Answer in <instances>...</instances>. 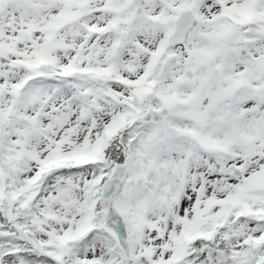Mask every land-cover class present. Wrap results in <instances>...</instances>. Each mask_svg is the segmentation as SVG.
I'll return each mask as SVG.
<instances>
[{"label": "snow or ice", "instance_id": "6c2138e0", "mask_svg": "<svg viewBox=\"0 0 264 264\" xmlns=\"http://www.w3.org/2000/svg\"><path fill=\"white\" fill-rule=\"evenodd\" d=\"M0 264H264V0H0Z\"/></svg>", "mask_w": 264, "mask_h": 264}]
</instances>
